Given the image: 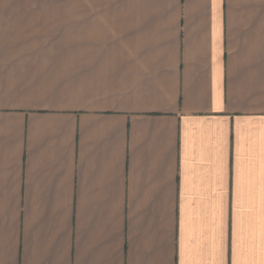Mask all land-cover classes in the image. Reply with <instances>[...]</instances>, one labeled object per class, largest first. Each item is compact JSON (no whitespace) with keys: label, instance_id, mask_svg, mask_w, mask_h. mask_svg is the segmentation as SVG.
I'll list each match as a JSON object with an SVG mask.
<instances>
[{"label":"crops","instance_id":"1","mask_svg":"<svg viewBox=\"0 0 264 264\" xmlns=\"http://www.w3.org/2000/svg\"><path fill=\"white\" fill-rule=\"evenodd\" d=\"M0 264H264V0H0Z\"/></svg>","mask_w":264,"mask_h":264}]
</instances>
